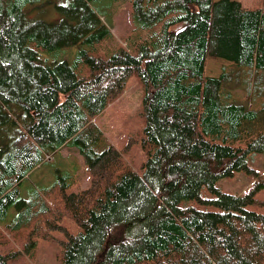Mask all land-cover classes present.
Wrapping results in <instances>:
<instances>
[{
    "label": "trees",
    "instance_id": "obj_1",
    "mask_svg": "<svg viewBox=\"0 0 264 264\" xmlns=\"http://www.w3.org/2000/svg\"><path fill=\"white\" fill-rule=\"evenodd\" d=\"M64 1L47 21V0H0V204L70 146L89 185L71 193L50 186L14 202L29 236L64 234L60 264H264V214L247 208L264 171L245 157L264 152V0H130L137 37L129 45L139 54L81 50L75 61L87 65L86 77L59 51L112 35L98 13L109 0ZM208 58L231 67L206 76ZM134 74L143 89L141 175L123 159L130 144L102 148L93 122ZM240 171L255 179L243 194L215 186ZM202 188L213 198H202ZM191 200L215 210L181 206ZM64 218L81 231L71 235ZM17 255L0 254V264Z\"/></svg>",
    "mask_w": 264,
    "mask_h": 264
},
{
    "label": "rangeland",
    "instance_id": "obj_2",
    "mask_svg": "<svg viewBox=\"0 0 264 264\" xmlns=\"http://www.w3.org/2000/svg\"><path fill=\"white\" fill-rule=\"evenodd\" d=\"M40 1L45 2V0ZM47 1L49 5H45V7L49 10L50 15L46 20L51 21L58 16L55 9L57 0ZM62 1L63 4L65 1ZM98 13L102 14V22L110 30L111 36L100 40L94 45L81 43L59 51L61 55L57 59L60 61L66 60L73 67L78 77H86L88 75L87 65L84 62L75 61L81 50L102 58L108 57L120 47H126L135 56L139 54L138 46L129 45L137 37V33H134V36L132 33L130 0H109L106 5L101 7V11ZM154 30L156 31L157 29L154 28ZM138 40V43L143 42L144 37ZM230 65L227 61L208 58L204 73L206 76L216 77L220 73L221 67H231ZM235 90L243 99L244 94L239 91V88ZM142 98L143 89L134 74L128 78L119 96L110 102L101 114L93 119L94 124L103 134L102 148L112 145L122 150L126 143L130 144L128 150L124 151L122 156L126 164L139 175L143 172L141 167L145 162V155L138 141L143 126ZM245 157L248 167L257 170L259 173L264 171V152L248 153ZM49 159L42 167L29 172L20 185L16 187V190L12 192L10 200L5 204H0V254L18 253L17 257L10 259L8 264H60L61 262L59 242L64 240V234L58 231L51 232L54 237L52 241L34 239L32 235L29 236V223L26 225L19 220L20 214L14 203L17 199L29 201L41 189L50 186L64 185L67 188L66 193H71L78 192L89 185L90 178L86 171V164L77 149L70 146L63 147L56 153L50 154ZM61 165L66 167L67 174L62 173L63 181L61 182L60 180L58 184L57 179L59 176L57 175L59 174L57 170L60 169ZM40 170L43 171L42 177L38 176ZM254 181L253 176L240 171L235 172L230 177L218 179L215 182V186L223 192L240 195L251 187ZM200 195L202 198H213V195L206 188L200 190ZM254 199L255 202L247 206V208L264 214V188L255 193ZM184 204L202 211L215 210L212 206L200 204L195 200L182 202L181 206ZM61 225L65 226L71 235H77L81 231L80 227L68 218L62 219ZM29 237H32V244L30 245H28Z\"/></svg>",
    "mask_w": 264,
    "mask_h": 264
}]
</instances>
